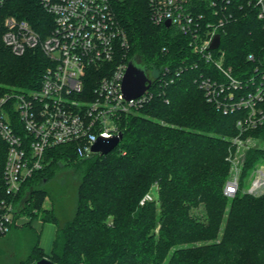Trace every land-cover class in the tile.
<instances>
[{"label":"trees","instance_id":"trees-1","mask_svg":"<svg viewBox=\"0 0 264 264\" xmlns=\"http://www.w3.org/2000/svg\"><path fill=\"white\" fill-rule=\"evenodd\" d=\"M112 5L128 38L126 61L135 59L147 76L156 72L161 84L152 83V99L122 121V140L108 154L83 157L75 142L45 152L43 169L15 199V218L31 221L10 230L30 235L29 253L17 261L0 248V264H35L43 258L53 264H264V195L254 197L240 187L233 196L224 194L232 167L227 158L237 156L228 138L238 134L239 113L223 115L205 100L195 79L211 70L182 36L150 22L147 0ZM12 6L39 29L44 14L37 0H15ZM232 13L221 33L225 65L236 76L264 69V28L245 0H234ZM47 65L38 50L15 57L0 48V95L8 87H37ZM249 134L264 141V126ZM4 158L0 153V199ZM260 162L264 152L245 151L239 186ZM63 172L67 176L59 182ZM55 184L76 194L65 221L61 214L69 209L58 205L63 195L58 202L53 197ZM146 194L152 199L141 204ZM32 220L55 227L49 254L40 247L41 233Z\"/></svg>","mask_w":264,"mask_h":264},{"label":"built area","instance_id":"built-area-1","mask_svg":"<svg viewBox=\"0 0 264 264\" xmlns=\"http://www.w3.org/2000/svg\"><path fill=\"white\" fill-rule=\"evenodd\" d=\"M14 1L0 0V48L15 57L38 50L48 65L37 87L0 95V142L5 147L0 236L18 225L21 217L15 218L19 211L16 196L22 185L43 169L47 150L75 142L81 156L98 154L91 151L96 141L122 134V121L152 99V83L161 84L163 78L147 76L150 87L141 96L124 98L121 84L128 62L117 57L126 48V34L113 0H37L44 14L37 21L39 29L18 17L13 11ZM245 1L264 28V0ZM233 3L147 0L150 22L182 36L191 54L211 70L201 72L195 82L205 100L223 115L239 113L238 134L230 141L238 149H247L250 139L246 134L264 126V69L255 67L250 74L236 76L232 67L225 65L221 33L233 18ZM216 35L219 46L210 49ZM190 67L196 68L197 63H190ZM95 73L99 78L93 80ZM174 73L178 76L180 71ZM227 161L234 175L227 181L224 194L233 196L239 186V169L231 156ZM255 173L250 193L264 188V165ZM151 199L146 194L141 204Z\"/></svg>","mask_w":264,"mask_h":264},{"label":"rangeland","instance_id":"rangeland-1","mask_svg":"<svg viewBox=\"0 0 264 264\" xmlns=\"http://www.w3.org/2000/svg\"><path fill=\"white\" fill-rule=\"evenodd\" d=\"M126 50V51H125ZM125 50H121L120 53L118 54V59L117 60H121L123 57L127 59V51L129 50V42H128V38L126 36V48ZM164 50H166V48L163 47L162 51L164 52ZM125 51V53H124ZM129 56H131L129 54ZM161 57V55H160ZM162 59V58H161ZM153 70V69H152ZM158 74L155 73H151V78L157 77ZM2 85V83H1ZM1 87V86H0ZM2 87H6L5 85H2ZM13 87H8L7 91L12 90ZM232 138V137H231ZM231 138H228L229 141L231 140ZM245 138H249L250 139V143L247 149L245 148H240L238 149L237 147H235L236 151L234 152L236 156L235 162H236V168L239 169L238 171V182H240L241 179V175H242V169H243V160H244V153L245 151L249 150V149H258L261 150L262 152H264V141H260V139L256 138L255 136L251 135V134H247V136H245ZM0 153H4L5 155V147L3 145L2 142H0ZM264 165V162H260L258 164H256L254 166V168L248 172V175L246 176V181L242 182L240 187V191L246 194H250L254 197H259L264 195V188L260 189V191H256V192H249L250 186L252 184V182L255 179L256 176V170L261 166ZM68 173V172H67ZM66 172H63L60 174V178L58 177V180L60 182V180L62 179L63 176H67ZM234 175V169L233 166L230 168L229 171V179H231ZM242 181V180H241ZM57 184H55L53 186V197H55L57 199V202L59 200V197L63 195L62 198V202L60 199V203H58V205L60 206H67V208L69 209L67 212V215L65 214H61L62 216V221H65L68 219V215L70 213V211H72V208L75 206V199H76V194L75 191L71 192L67 191L66 193H63L60 188L58 186H56ZM239 189V188H238ZM151 192V191H150ZM151 194H153L154 198L157 199V195L154 191V189L152 190ZM51 203L48 199L45 200L44 202V207L45 208H50ZM28 221H31L30 218H26V217H21L19 219L18 222V227L22 226L23 224L28 223ZM31 225L33 226V228L36 230L37 233H41V238H40V247L43 249L44 253L47 254L48 253V249H50V245H51V241L53 239L54 236V232H55V227L53 225L50 224H42L40 221L37 220H32ZM43 229V231H41ZM54 231V232H53ZM29 237H24L22 234L19 233V230H14L12 231V233H8L5 236H0V248H2V250L4 252L7 253V255H11L12 259H16L21 260L24 259L28 253H29V249H30V242H29ZM4 253V254H6Z\"/></svg>","mask_w":264,"mask_h":264},{"label":"water","instance_id":"water-1","mask_svg":"<svg viewBox=\"0 0 264 264\" xmlns=\"http://www.w3.org/2000/svg\"><path fill=\"white\" fill-rule=\"evenodd\" d=\"M124 1V0H122ZM170 23L166 22L165 26L169 27ZM219 36L216 35L212 40L210 49H216L219 46ZM150 87V81L147 77L145 67L139 65L135 59L128 62L126 71L124 73L121 91L126 100L136 99L141 96ZM122 140V134L110 138L99 139L91 147L93 153L100 155H106L111 152ZM35 264H53L49 259L43 258L37 261Z\"/></svg>","mask_w":264,"mask_h":264},{"label":"crops","instance_id":"crops-1","mask_svg":"<svg viewBox=\"0 0 264 264\" xmlns=\"http://www.w3.org/2000/svg\"><path fill=\"white\" fill-rule=\"evenodd\" d=\"M41 231H43V229H42ZM53 232H54V231H53ZM54 234H55V232H54ZM53 238H54V236H53ZM52 241H53V239H52ZM52 241H51V245H52ZM51 245H50V249H48V253H47V254H49V253H50V250H51Z\"/></svg>","mask_w":264,"mask_h":264}]
</instances>
